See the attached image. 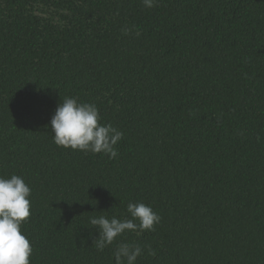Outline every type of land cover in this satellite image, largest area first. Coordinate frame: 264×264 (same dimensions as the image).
<instances>
[{
  "label": "trees",
  "instance_id": "obj_1",
  "mask_svg": "<svg viewBox=\"0 0 264 264\" xmlns=\"http://www.w3.org/2000/svg\"><path fill=\"white\" fill-rule=\"evenodd\" d=\"M65 97L123 132L117 158L54 143ZM12 174L31 189L30 264H115L120 243L136 264H264V0H0ZM129 203L160 223L97 251L89 217Z\"/></svg>",
  "mask_w": 264,
  "mask_h": 264
},
{
  "label": "clouds",
  "instance_id": "obj_2",
  "mask_svg": "<svg viewBox=\"0 0 264 264\" xmlns=\"http://www.w3.org/2000/svg\"><path fill=\"white\" fill-rule=\"evenodd\" d=\"M157 0H143L146 8L155 6ZM131 29L125 28L128 34ZM54 143L93 154L103 153L114 159L118 157L116 145L122 140L123 132L111 124H101L97 106L81 103L74 97H65L58 104L50 120ZM31 189L24 178L15 174L0 176V264H30L32 247L29 239L21 232L22 223L31 215ZM130 218L123 220L104 215L89 217L88 222L99 230V237L93 241L97 251L112 245L125 232L154 231L161 217L150 205L129 203ZM144 252L139 244L120 243L114 251L115 264H136ZM149 255L155 252L148 249Z\"/></svg>",
  "mask_w": 264,
  "mask_h": 264
}]
</instances>
